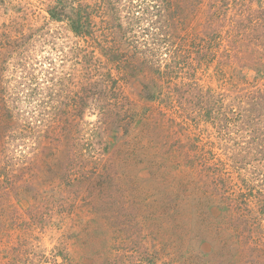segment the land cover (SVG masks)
Returning <instances> with one entry per match:
<instances>
[{
	"label": "rangeland",
	"instance_id": "374dc122",
	"mask_svg": "<svg viewBox=\"0 0 264 264\" xmlns=\"http://www.w3.org/2000/svg\"><path fill=\"white\" fill-rule=\"evenodd\" d=\"M54 1L0 0V264H219L201 252L218 241L228 205L245 199L262 214L264 161L244 133L224 141L193 92L220 94L223 110L227 95L236 105L252 90L264 93V0H204L194 17L187 7L182 34L211 42L205 64L188 57L197 67L166 81L162 102L140 93L152 77L125 81L112 70L122 104H109L108 79L107 89L92 86L83 119L61 139L46 137L52 122L38 106L54 93L73 103L69 76L80 84L88 74L67 23L49 15Z\"/></svg>",
	"mask_w": 264,
	"mask_h": 264
},
{
	"label": "trees",
	"instance_id": "16d2710c",
	"mask_svg": "<svg viewBox=\"0 0 264 264\" xmlns=\"http://www.w3.org/2000/svg\"><path fill=\"white\" fill-rule=\"evenodd\" d=\"M203 1L141 0L140 3H135L134 0H55L48 9L49 15L55 22L67 23L77 40L74 44L75 59L85 60V70L88 75L80 84H77V76H69L72 77L73 90L67 99L73 100V103L59 104L63 99L54 93L48 97L51 106L45 104L38 106L40 116L48 117L52 122L46 137L57 135L56 138L61 139L66 131L70 133L79 125L90 105L88 100H84V95L93 87L97 88L101 81L107 89L108 79L114 88L108 91L112 96H110L109 104L113 108L122 104L123 100L120 101L118 95L114 94L119 82L114 78L112 70L126 77L125 81H129L134 76L152 77L148 79L149 88H144L140 92L141 95H145L148 101H166L169 95L164 87L166 81L169 82L180 75H189L188 67L191 66V69L201 67L208 57L213 55V52L209 50L212 47L211 42L209 40L204 42L207 37L197 44L196 39L193 42L188 41L182 34L185 23L183 24L181 18L184 11L190 6L194 9L190 15L194 17ZM140 10L142 13H139ZM213 14L212 10L210 18L209 15L207 18L210 20ZM248 21H252L250 17ZM255 32L256 30L253 29L254 34ZM259 38L262 42L264 32ZM193 54H196V58L191 62H196L197 66L189 64L188 57ZM261 72L262 70L258 69L257 76H260ZM51 87L55 90L54 86ZM195 90L198 92V94L193 92L198 111L207 121L217 122L216 127L223 133L224 141H234L244 133L247 144H254L257 149H260V156L264 161V93L262 90H252L246 95L247 101L244 97L236 105L231 104V96L227 95L228 106L233 108L224 110L220 107L223 104L220 94L216 95L210 89L204 91L199 85ZM235 99L237 97H233V101ZM126 101L129 102L128 99ZM241 106H249V109L244 110ZM1 107L2 104H0V110L3 111ZM252 108L255 113H252ZM6 113L12 115V110L6 108ZM104 113L106 114L101 112L100 119L105 116ZM57 126L60 128L62 126L61 136L57 133ZM228 137L230 138L227 139ZM236 155L239 156L238 153ZM230 156L233 157L234 163L240 164V169H244V166L249 164L246 163L245 157L237 159L234 151ZM242 198H244L243 194ZM261 204L263 205L262 214L258 216L254 214L255 211L251 213L246 209L245 199L243 204L237 205L235 202L232 208L231 204L228 205L226 217L216 228L218 241L211 243L209 252H201L202 255L208 256L210 262L217 260L219 264H223L225 260L233 264L238 260L242 264H258L257 261L264 264V261H261L264 260V203ZM231 213L237 218L230 220ZM255 245L256 248H252ZM241 253L245 256H240ZM237 256H239L237 260L233 259ZM61 257L66 260L64 255Z\"/></svg>",
	"mask_w": 264,
	"mask_h": 264
}]
</instances>
